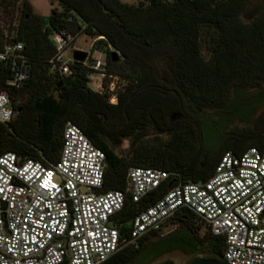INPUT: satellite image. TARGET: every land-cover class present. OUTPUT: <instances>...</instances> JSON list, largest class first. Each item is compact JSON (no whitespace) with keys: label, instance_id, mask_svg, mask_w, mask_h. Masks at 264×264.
<instances>
[{"label":"trees","instance_id":"obj_1","mask_svg":"<svg viewBox=\"0 0 264 264\" xmlns=\"http://www.w3.org/2000/svg\"><path fill=\"white\" fill-rule=\"evenodd\" d=\"M47 1L56 7L43 17L28 0H0V50L21 43L30 67L19 89L5 85L9 70L0 68V89L17 112L12 122L0 124V155L51 165L70 121L104 155L102 192H124L132 167L169 173L139 202L126 195L112 217L129 241L137 213L178 183L208 180L225 151H264V109L249 132L223 134L227 124L247 123L261 106L247 109L236 94L264 83V0H253L246 20L252 0ZM53 33L71 40L84 35L94 41L91 51L103 46L108 72L125 81L115 104L90 87L88 67L71 63L63 77L50 71ZM110 50L118 54L115 62ZM167 225L169 232L144 235L103 264H172L158 259L173 252L187 258L202 251L223 254L222 238L191 211L180 209Z\"/></svg>","mask_w":264,"mask_h":264},{"label":"built area","instance_id":"obj_2","mask_svg":"<svg viewBox=\"0 0 264 264\" xmlns=\"http://www.w3.org/2000/svg\"><path fill=\"white\" fill-rule=\"evenodd\" d=\"M49 38L55 47L50 71L66 76L72 59L64 53L71 37L53 33ZM90 58L87 55L82 64L95 78L89 79L90 87L109 94V103L115 104L117 91L124 87L121 78L108 72L101 56ZM1 67L9 70L7 87L19 89L28 80L30 67L21 43L0 50ZM16 114L9 95L0 89V124L12 122ZM103 170L102 151L70 121L64 125L59 157L51 165L21 161L10 152L0 155V264H103L144 235L169 232L168 221L182 208L222 238L227 264H264V151H225L208 180L178 183L137 213L129 241L120 237L112 217L122 209L126 195L137 203L170 174L132 167L124 192H102Z\"/></svg>","mask_w":264,"mask_h":264},{"label":"rangeland","instance_id":"obj_3","mask_svg":"<svg viewBox=\"0 0 264 264\" xmlns=\"http://www.w3.org/2000/svg\"><path fill=\"white\" fill-rule=\"evenodd\" d=\"M29 3L31 4L32 6V9H33V12L40 15V16H43V17H46L50 10L53 8V7H56V4L51 6L49 4V2L47 0H28ZM121 2H124V3H127V4H135L138 0H119ZM254 6V1L252 0L249 5L247 6V9L245 10L244 12V17L243 20H246V15L247 13L253 8ZM2 21L0 20V25H2ZM94 44V41L91 40L90 38L84 36V35H79L77 37H75L73 40H71L69 46L67 47L65 53H64V56L65 58H70L71 59V54H72V51L76 49L78 50H83L85 52L88 53V58L89 57H92V56H101V59L105 61V51H104V48L103 46H97V52H92L91 51V48ZM110 51H113V50H110ZM89 79L92 81V82H95V78L94 77H91V75L88 76ZM122 81L121 84L124 86L125 85V81L123 79H121ZM121 84H118V87H122ZM93 87V85H92ZM262 109H264V106L263 108H261V111ZM261 113V112H259ZM259 113L258 115H256L255 117H253L250 122L247 124L248 126V129H247V132H249L254 125H258V118H259ZM242 124L241 125H238V127L241 128ZM150 138V137H149ZM164 138V137H163ZM127 148V142H123L122 146H121V149L120 151L123 153ZM201 221V219H199ZM202 222V221H201ZM203 223V222H202ZM204 225V223H203ZM203 228V226L201 227V229ZM163 233V232H162ZM187 259V257L179 252H173V253H170V254H167L161 258L158 259V261H165V260H168L170 261L172 264H182L185 260Z\"/></svg>","mask_w":264,"mask_h":264},{"label":"flooded vegetation","instance_id":"obj_4","mask_svg":"<svg viewBox=\"0 0 264 264\" xmlns=\"http://www.w3.org/2000/svg\"><path fill=\"white\" fill-rule=\"evenodd\" d=\"M233 97H235V95ZM236 101L239 103H243L247 109H252L259 104L261 105L257 112H255V114L251 117L252 119L256 115H258L259 112H262L261 108H263L264 106V83L251 88L241 89L240 92L236 94ZM250 120L247 123L234 120L231 123L227 124L225 130L223 131L224 136L227 138H232L236 135H239L242 130L248 129L247 124L250 122ZM241 124V128L238 127V125Z\"/></svg>","mask_w":264,"mask_h":264},{"label":"water","instance_id":"obj_5","mask_svg":"<svg viewBox=\"0 0 264 264\" xmlns=\"http://www.w3.org/2000/svg\"><path fill=\"white\" fill-rule=\"evenodd\" d=\"M87 52L75 49L72 51L71 59L74 65H82L87 59ZM110 60L115 62L118 54L115 51L110 52ZM182 264H227L222 255H218L211 251L198 252L188 257Z\"/></svg>","mask_w":264,"mask_h":264}]
</instances>
